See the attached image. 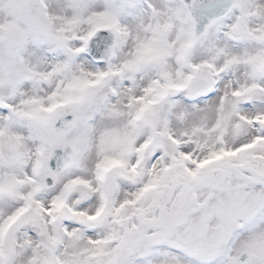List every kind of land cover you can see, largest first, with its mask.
I'll list each match as a JSON object with an SVG mask.
<instances>
[{
	"label": "snow or ice",
	"instance_id": "obj_1",
	"mask_svg": "<svg viewBox=\"0 0 264 264\" xmlns=\"http://www.w3.org/2000/svg\"><path fill=\"white\" fill-rule=\"evenodd\" d=\"M0 264H264V0H0Z\"/></svg>",
	"mask_w": 264,
	"mask_h": 264
}]
</instances>
